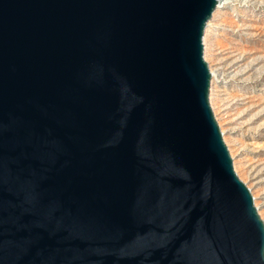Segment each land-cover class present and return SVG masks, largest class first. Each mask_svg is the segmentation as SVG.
<instances>
[{"label": "water", "instance_id": "95a60500", "mask_svg": "<svg viewBox=\"0 0 264 264\" xmlns=\"http://www.w3.org/2000/svg\"><path fill=\"white\" fill-rule=\"evenodd\" d=\"M218 0H0V264H264L210 104Z\"/></svg>", "mask_w": 264, "mask_h": 264}, {"label": "rangeland", "instance_id": "374dc122", "mask_svg": "<svg viewBox=\"0 0 264 264\" xmlns=\"http://www.w3.org/2000/svg\"><path fill=\"white\" fill-rule=\"evenodd\" d=\"M205 30L210 104L264 221V0H231Z\"/></svg>", "mask_w": 264, "mask_h": 264}, {"label": "bare ground", "instance_id": "6f19581e", "mask_svg": "<svg viewBox=\"0 0 264 264\" xmlns=\"http://www.w3.org/2000/svg\"><path fill=\"white\" fill-rule=\"evenodd\" d=\"M231 4V0H218V6H217V10H221L227 6H229ZM212 27V21H209L206 27V32L208 31V29H210ZM204 42H205V38H204ZM212 77H215L214 73L211 72Z\"/></svg>", "mask_w": 264, "mask_h": 264}, {"label": "clouds", "instance_id": "9594fccd", "mask_svg": "<svg viewBox=\"0 0 264 264\" xmlns=\"http://www.w3.org/2000/svg\"><path fill=\"white\" fill-rule=\"evenodd\" d=\"M261 258L264 259V250L261 251Z\"/></svg>", "mask_w": 264, "mask_h": 264}]
</instances>
